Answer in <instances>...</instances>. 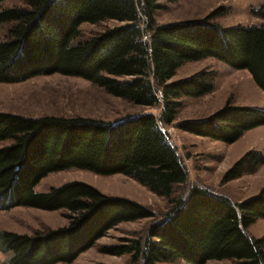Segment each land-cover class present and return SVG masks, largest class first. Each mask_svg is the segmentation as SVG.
Segmentation results:
<instances>
[{"label": "trees", "instance_id": "obj_1", "mask_svg": "<svg viewBox=\"0 0 264 264\" xmlns=\"http://www.w3.org/2000/svg\"><path fill=\"white\" fill-rule=\"evenodd\" d=\"M4 1L0 25L10 27L0 39L1 83L76 76L112 96L160 108L159 114L128 115L115 122L0 111V211L65 210L68 221L33 234L0 230L5 264H72L119 224L156 216L136 200L108 195L84 181L35 190L50 173L71 168L127 175L169 201L163 220H153L141 236L100 246L103 254H129L133 264L226 259L231 264H264V237L249 234L250 226L264 219V189L241 202L200 186L174 196L189 172L168 131L181 96H204L216 89L217 75L208 69L170 81L187 61L212 57L245 69L264 91V4L253 11L262 23L224 26L216 22L223 7L204 17L159 24L161 1L176 0H25L26 6L2 8ZM106 19L121 24L80 38L83 23ZM262 125L264 108L228 100L215 113L181 120L175 127L232 144ZM263 164L264 153L250 150L222 181L255 173Z\"/></svg>", "mask_w": 264, "mask_h": 264}, {"label": "rangeland", "instance_id": "obj_2", "mask_svg": "<svg viewBox=\"0 0 264 264\" xmlns=\"http://www.w3.org/2000/svg\"><path fill=\"white\" fill-rule=\"evenodd\" d=\"M161 4L163 7L156 14L159 24L204 17L218 7H223L224 13L216 18V22L224 26H248L262 23L253 11L264 4V0H176L161 1ZM20 6H26L25 0H5L2 3V8ZM120 24L121 22L114 19L83 23L80 38L90 37ZM9 27L10 24L0 25V39L6 37ZM202 69L216 73V89L204 96H181L175 122L168 128L189 172V180L175 188L174 196L185 195L191 187L200 186L215 194L226 196L233 202H241L256 196L264 189V164L255 173L245 174L227 183L222 181V177L246 152L259 150L264 153V125L247 131L238 141L227 144L180 130L175 124L184 119L205 118L221 109L228 100H232L237 106L264 108V91L254 82L247 70L232 68L212 57L185 62L170 81L188 77ZM0 111L33 117L82 116L115 122L128 115L146 112L159 114L160 108L139 105L112 96L104 88L81 77L54 74L38 76L21 83L0 82ZM3 144L0 143V146ZM74 180L87 182L108 195L136 200L152 208L156 216L119 224L72 264H133L129 254H103L99 252V247L118 243L121 237L143 235L153 220L161 221L165 218L170 207L168 199L153 193L127 175H99L78 168L50 173L35 190L45 192L51 186ZM65 212L32 207L0 211V230L33 234L37 230L58 228L68 223ZM249 234L257 238L264 237V219H257L250 226ZM0 264H5V255L1 251ZM161 264L190 263L178 260L175 263ZM206 264H231V260H210Z\"/></svg>", "mask_w": 264, "mask_h": 264}]
</instances>
